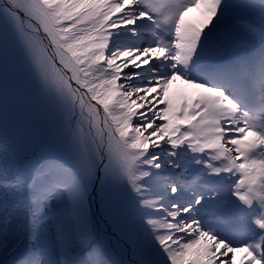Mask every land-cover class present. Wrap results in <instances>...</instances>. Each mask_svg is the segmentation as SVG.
Segmentation results:
<instances>
[{
  "label": "snow or ice",
  "instance_id": "obj_1",
  "mask_svg": "<svg viewBox=\"0 0 264 264\" xmlns=\"http://www.w3.org/2000/svg\"><path fill=\"white\" fill-rule=\"evenodd\" d=\"M15 51L59 123L23 167L0 140L13 264H127L95 229L98 181L128 194L130 264H264V0H0L5 76Z\"/></svg>",
  "mask_w": 264,
  "mask_h": 264
},
{
  "label": "rangeland",
  "instance_id": "obj_2",
  "mask_svg": "<svg viewBox=\"0 0 264 264\" xmlns=\"http://www.w3.org/2000/svg\"><path fill=\"white\" fill-rule=\"evenodd\" d=\"M55 106V102L31 74L23 56L19 53V51L13 52L10 56L7 75L5 76L3 70L0 69V136L4 134L1 131L8 130V125L3 121V117L1 115L2 111L7 114V121L12 124L9 133H15L16 129L13 128L14 125H20L22 130H30L35 124L43 121L45 123H49L48 128L51 129L53 126L51 127L50 122L53 117ZM48 113H51V115L48 116ZM41 135V131L36 133L38 145L40 147L39 154H45L51 149V147H53V144L51 139H47L43 143L39 144L41 140L40 138H42L40 137ZM4 141L14 144L18 148V151L33 150L29 149V144H24V140L16 141L15 138H12V140L7 138ZM55 154H59L58 151ZM10 163L11 161H9V166L12 165ZM169 171L173 172V174H179L180 169H169ZM189 172H191V169ZM95 187L97 192L92 194L90 200L93 214L92 220L95 225V229L105 244H111V251L114 258L117 261L128 262L131 258L120 255L117 252L119 250L130 249L123 244V242L120 241L118 236L114 235V233H119L120 236H123L125 232L130 235L135 233L137 234L138 230L132 224L134 219L133 208L130 205V211L125 209L122 204L121 191L112 189L108 185H105L101 190V184L99 181L96 183ZM108 198L113 210L115 208L121 209V214L119 216L112 214L113 212H111L107 207L109 206L106 202ZM232 199H235V197H232ZM125 200V205H129V198ZM104 204H107V206ZM128 217H130V219H128ZM13 229L15 230L13 231ZM13 229L9 230L7 237L8 248L2 252L1 255L4 254V256H6L7 253L18 244V239L21 236L22 230L25 228L23 226L19 228H15V226H13ZM14 234H17V237H11V235ZM133 238L135 239L134 236Z\"/></svg>",
  "mask_w": 264,
  "mask_h": 264
},
{
  "label": "bare ground",
  "instance_id": "obj_3",
  "mask_svg": "<svg viewBox=\"0 0 264 264\" xmlns=\"http://www.w3.org/2000/svg\"><path fill=\"white\" fill-rule=\"evenodd\" d=\"M57 112H58V109H57V106H55V109H54V112H53V117H52V120L50 122L51 123V127L52 126L53 127L51 128V130H49L50 131L49 135L46 138L41 139L39 144L43 143L47 139L53 138V135H54L55 131L57 130L58 123H59V115H58ZM121 193L123 194V191H121ZM122 204H124V200L123 199H122ZM2 252H4V248L0 247V253H2ZM117 253H119L120 255H124V256H127L128 258L133 259V255L130 252V250H128V249L119 250Z\"/></svg>",
  "mask_w": 264,
  "mask_h": 264
},
{
  "label": "trees",
  "instance_id": "obj_4",
  "mask_svg": "<svg viewBox=\"0 0 264 264\" xmlns=\"http://www.w3.org/2000/svg\"><path fill=\"white\" fill-rule=\"evenodd\" d=\"M1 115H2V117H3V121L6 123V124H8L9 122L7 121V119L8 118H6L5 116H4V114L3 113H1ZM27 141H29L28 139H27ZM54 153V147H51V149L49 150V151H47L45 154H41V155H51V154H53ZM56 153V152H55ZM40 155V156H41ZM26 163L25 164H27V163H29V162H31V160L30 159H28V160H26L25 161ZM24 164V165H25ZM19 253H17V255H18ZM14 257H16V255L14 256ZM12 259V258H11ZM11 259H9V260H11ZM8 259H5V260H3V262H5V263H7L8 261H9Z\"/></svg>",
  "mask_w": 264,
  "mask_h": 264
}]
</instances>
